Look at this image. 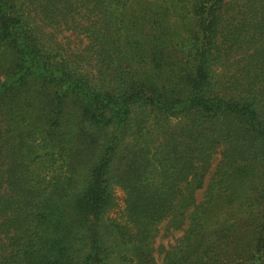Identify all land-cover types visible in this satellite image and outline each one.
Segmentation results:
<instances>
[{
	"label": "trees",
	"instance_id": "1",
	"mask_svg": "<svg viewBox=\"0 0 264 264\" xmlns=\"http://www.w3.org/2000/svg\"><path fill=\"white\" fill-rule=\"evenodd\" d=\"M0 264H264V0H0Z\"/></svg>",
	"mask_w": 264,
	"mask_h": 264
},
{
	"label": "rangeland",
	"instance_id": "2",
	"mask_svg": "<svg viewBox=\"0 0 264 264\" xmlns=\"http://www.w3.org/2000/svg\"><path fill=\"white\" fill-rule=\"evenodd\" d=\"M150 1H152V0H150ZM26 93H27L26 88H22L18 92V95H19V97H26ZM37 133H39L38 140L45 139L50 143L49 151L51 150V152L58 153L57 152V148H58L57 144L60 143L59 140L55 141L51 135H49L48 133H44L42 131H39ZM24 136H25V134H24ZM33 147L34 148H32L30 150L33 153V155L27 154L28 157H30L29 160H33L38 155L44 154V152H40L38 150V148L35 146V144ZM221 159L222 158L220 155H216L213 157L212 166H210V168H209L210 173H213L215 171V169L217 168V165L219 164ZM209 172L206 174L204 184H203L204 186H206L208 184L209 179L211 177V174ZM58 174L66 175L65 170L60 171V170L56 169L55 174L51 173L50 170H48V171H46L44 176H45L47 181H50L54 175H58ZM194 195H195L196 201L200 202L202 197H203V190L196 191ZM115 196H116L115 207L109 213L108 219L112 223L115 222V223H118V225H124L123 210L125 208V195L120 189H116ZM157 229H158V231H157L156 237L154 238V242H153L154 247L153 248L155 249V257L158 260H161V258L163 257L164 251L170 250L171 247H174L177 243V240L182 237L183 232L186 229V226L185 225L178 226V224L172 223V218H170V219H167L166 221L160 223L157 226Z\"/></svg>",
	"mask_w": 264,
	"mask_h": 264
}]
</instances>
